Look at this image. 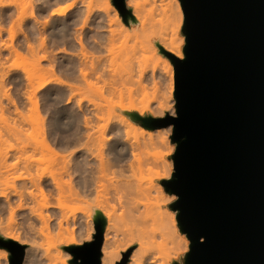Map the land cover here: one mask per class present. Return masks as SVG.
Returning <instances> with one entry per match:
<instances>
[{
	"label": "water",
	"instance_id": "95a60500",
	"mask_svg": "<svg viewBox=\"0 0 264 264\" xmlns=\"http://www.w3.org/2000/svg\"><path fill=\"white\" fill-rule=\"evenodd\" d=\"M179 1L184 58L157 44L174 67L176 116L128 115L149 131L173 126L174 173L161 185L178 197L183 264H264V0ZM112 3L135 20L127 0ZM94 225L92 241L65 247L70 264H101L106 218ZM0 249L24 263L25 245L0 235Z\"/></svg>",
	"mask_w": 264,
	"mask_h": 264
},
{
	"label": "rangeland",
	"instance_id": "374dc122",
	"mask_svg": "<svg viewBox=\"0 0 264 264\" xmlns=\"http://www.w3.org/2000/svg\"><path fill=\"white\" fill-rule=\"evenodd\" d=\"M137 3L139 4L138 11L136 13L133 11V16L136 17V23L135 25H131V27H134L135 29H130L129 33L125 32L124 27L115 21L116 20L115 13H118L119 15V12L113 5L112 0H109V3L107 2V0H67L60 4H57V6L59 7L61 6L66 7L72 5L71 8H69L63 15H52L49 14L50 13L49 11L48 12L49 15H46V17L40 20L43 21V23L45 20L50 23L45 30V32H47L45 33L46 36H49V31H52V22L54 23L55 20L58 24H63L62 22L66 24V27L64 28V32L68 34V37L71 42L74 43L75 39L73 37L77 38V36L80 33H82V37L84 35V38H87V43L89 44L88 46L89 50L87 49V51L90 52L88 54L89 57H86L88 59V60L86 59V61L88 63L87 68L89 70H90V65L93 64V58L99 55H101L102 57V54H104L103 55L104 58L106 57L105 55H107V58H105V65H106L105 69H106L107 78H112L115 75H124L132 67H135L137 65L144 68L146 67L147 73L151 74L153 65L156 64L157 58L155 57V53L152 52V50L149 47H147L146 44H144V40L141 37L140 33L138 32V29L141 27H147L149 25H153L155 27V28L153 27L154 30H157L159 31V33H162L163 39H169V40L176 39L177 41L176 45L181 46L185 42V36L182 33V27L184 24V14L182 7L179 6L180 3L179 0H137ZM111 7L114 9H112ZM127 7L133 9L131 6L128 5V3H127ZM12 9L14 10V8H8L6 9V12L9 13L10 11H12ZM32 11L33 9H31L30 7L26 8V19L22 23H20L21 25H19V27L17 24H14L16 23L15 21L13 23V19L15 20L14 17L11 18L12 20L7 19V21H5V23H3L2 25L5 31L2 32L0 36V47H1L0 48V65H1L0 66V104H2L1 106L4 107L3 108L4 110L0 108V127H1L0 133L3 130L2 133L4 135L2 136L4 137L2 138H4L6 142L5 144V142L2 139L4 145L3 143H1L0 153H7L8 151L9 156L5 159L4 162H6V164L8 165L10 164L14 165V163L16 164L15 171L12 170V172H9L11 176L15 174L13 178L18 177L19 175L17 174L24 175V177L28 178V180H26L27 183L26 181H20V180L14 181L13 182L15 183L14 187L17 188L18 191L19 189L25 190L22 191L24 193L27 192L31 194L30 191L33 192V196L36 195V197H38L37 198L38 202L40 201L41 203L42 198H40L38 194L40 192L38 190L39 187L37 189L36 188L37 185L35 187L34 184H32L29 181V178L33 177V179H35L37 175L38 177H36V182H38L39 177H41V180H39V182L41 181L42 186H44L46 190L50 189L49 191H51V199L49 201L51 207L47 209L42 208V212L44 213V215H48L52 218L51 224L55 228H58L57 220L62 218L61 214L63 213L65 217L74 218V221L73 222L71 221L70 223V227L71 226L72 228L75 227L74 235H77L78 237L76 245H81L85 242H89L93 240V235L95 234L94 217L96 215L95 214L96 207L93 205V188L91 189L90 192L91 194L89 192H86L85 194L87 195L84 194L79 199H62L59 203L57 198L58 197L57 191L54 189V186L50 184L51 182L48 176L49 174H51V172H54L55 174L57 172L59 173V168H61V166L67 162L66 160H68L69 162L77 160L79 164H82L84 166V169L81 172H79L80 174L79 173L74 174L72 180L76 179L82 181L85 179L87 180L92 179L93 177V169H92L93 101H94V103L99 106V110L97 111L98 119L95 120V124L100 129L106 131V134L109 136L108 138L111 139L114 137L116 138V135L113 133L115 129L118 128L124 129L125 131H127V138H128V140L125 141V146L128 147L130 144H134L136 142H141L145 139H148L149 135H151L153 144L151 146H148V148L143 151L141 155V165L139 166V168H135L134 171H130L127 175H129L130 180L132 179L141 182L144 187H148L151 189V191L146 196L142 197V199L139 200L140 201L139 203L142 202L145 205V206H141L140 211L143 214H145L144 212L147 207L148 210L151 211V213L155 214L156 218L162 220L165 219L168 221L170 217H172V219L175 221V223H177L176 225L178 226L179 223L177 221V215H176L178 211L177 210L174 211L171 209L172 204L177 201L178 197L174 194L167 193L164 187L161 185V182L163 180L171 179V176L174 173V164H173L172 156L175 152L176 144L173 143L171 140V135L173 132L169 128L159 129L155 131L146 130L139 123L133 121L128 115V113H138L143 117L146 116H152L155 118L161 117L157 114L155 115L154 113L153 114L151 113L152 106H155L156 103H158L159 101L168 103L167 105L169 106V108L168 110H166L165 115L166 114L171 115L173 112H176V108H175L176 101L174 96L175 71L170 60L167 59L159 51V54L162 57H164L165 60H167V62L171 64L172 67L171 69L164 67L165 64L161 62V65H159L157 69L158 71L157 75L160 77V79L158 78L156 80L157 85H155L154 87L153 84H148L147 88L144 91L141 89L137 90L136 87H132L131 85H129L128 88L133 90V92L130 93L128 90H124V92L120 94L119 92H111L108 90L107 87H104L100 84L99 85L101 86L100 89L97 85L96 87L98 89L96 88V91L93 94V72L89 70L88 71L92 73L91 75L92 78L90 77L91 85L85 84L87 82L84 81L85 82L84 83L83 80H81L80 78L76 79L77 82L75 80L73 82L67 80L68 83H70L71 85L74 84V86L73 88H71L72 89L71 99L68 100L69 98L65 97L59 103L60 107L67 108L70 113V118L65 117L64 122L68 123V121H70L72 123V121H74L75 118L79 117V119L81 120L79 126L81 125L80 128L81 130L83 129L82 131L85 133L86 131L84 129L85 127L82 126L84 124V122L82 121L84 120L82 119H84L83 117L87 116L88 120L91 121L89 122L90 128L89 127H88L89 129L86 128L88 130L86 131V133L89 134L90 132V135H92V139L88 142L86 139H84L81 142L83 144L82 146H80L81 145L80 144L77 147H68V149L67 148L64 149L60 143L62 137H57L56 134H53L51 135V142L55 145V147L61 150L60 151L61 152L60 156L62 155L61 158L59 157V155L56 156L53 153L51 154L50 152H45V150L43 152V148L39 145L41 141H43L42 137L43 138L47 137V133L48 135H50L49 132L51 129L50 119H51V113L53 112L52 104H54V100L51 99L49 101L44 100L43 95L46 92L45 90L37 93L38 95L36 96H37V101H39L40 115H38L36 109H33L34 106H31L32 103L29 104V102H27L29 101L28 100L29 96L33 90V89H29L32 87H29L26 84L27 83L26 77H28V75L31 74L30 71L32 70V66H33L32 63L33 61L29 56L30 54L28 53V48H27L29 45L28 33L30 35V30H31L30 27L33 24V20L30 18V14ZM88 11H89V15L92 18V19L90 18L91 25L88 24L87 27H85L81 31L82 23L84 20V19L82 20V18L88 15ZM75 15L76 18L77 15H79V18L77 20H80V23L79 21L77 22V24L74 22L76 21V19L74 18ZM119 17L121 22L123 23V20L120 15ZM110 19L113 21L111 27L110 28L106 27L107 30L105 28L104 33L108 35L111 29V32H114L113 34L117 35L116 37L117 39L115 40L113 47H111L112 45L109 46L111 47L110 48L111 50L110 51L108 50L109 53L106 52V48H103L105 49L104 51L103 49H101L99 51L97 50L98 52H95L93 51L92 38L94 35L101 32L96 25L98 22H102V21L106 24ZM38 28L42 29V26L38 24ZM9 30H12V32L16 31L15 33L17 34V36L14 39L11 38L10 35L11 33ZM26 38L28 39L26 40ZM49 39L50 37H48V40ZM39 41L40 40L38 39L37 43ZM60 44L57 46L53 45L52 47L51 46L49 47V44L47 43V51L52 49L51 51L53 52V53L51 52V55L53 54L52 56L53 58L51 57L52 64L54 63L56 65L57 63H61L64 61L65 63L74 62L75 64H77V66L79 64V67H83L81 64L82 61L79 62L80 58H77L78 54H80L81 52L78 44H76V42H75V46L69 44L67 45H60ZM6 45L7 47L9 45L20 47L21 49L20 48L19 49L20 51L22 50L21 52L23 57L15 56V54H13L12 51L13 46L11 47L9 46L11 50L9 51V48L7 49ZM63 48L67 53L62 52ZM59 49H61L62 51ZM10 52L12 53L10 54ZM75 53H77V56L75 55ZM49 61L51 62V59ZM49 61L48 60L42 61L40 63V65H42L41 68L42 69L45 68L46 70H48L47 67L49 68L50 66ZM42 69L41 71L43 72ZM44 74L46 75L47 73L44 72ZM59 74H61L60 71ZM49 76H46V78H49ZM54 88H60L63 89L65 92L70 93L69 92L70 88L64 85L50 86V89H54ZM12 102L15 103L16 105L12 104ZM15 108L16 109L18 108L17 111L15 110ZM18 110L20 112H18ZM3 127L5 128V130L3 129ZM73 130L74 129L67 131L66 134H71ZM16 135L20 137L18 138ZM5 136L7 140L5 139ZM32 148L35 150H33ZM17 150L19 153L17 152ZM32 150L34 151V153ZM40 151H42V153ZM44 153L45 155H43ZM11 161L12 162L15 161V162L12 164ZM16 162L18 163V165ZM37 167H40L41 169H37ZM37 170L40 171L37 172ZM43 173L46 175L43 176ZM63 179H64L63 181H67V179L69 180L67 176H63ZM22 183H26V184L23 186ZM84 191H86V189H84ZM13 192L11 191L10 193ZM24 196L25 199L28 198L27 204L29 207L30 206L33 207L36 205L37 201L32 199L31 196H28V194ZM18 198L19 197H17V195L15 196L14 193L10 194L9 196L8 201L11 204L10 208L12 209L13 207V213L10 212L11 210L8 206L7 201L3 198H0V235L4 238L7 233H15L22 236V240L19 244L25 245L27 247L24 264H70L69 261L72 259V257L69 253L65 251V247L68 246V242L70 241V235L66 232H64L63 235H59L57 233L58 230L53 232L49 238L45 236L33 235L32 233H29L30 232L29 225H33L36 229H38L42 226V224L35 217L30 216V212H28L29 210L27 209L22 211L19 210L15 211V209H17L16 205H18V201H20ZM109 198L111 202L110 204H116V200L114 197L109 196ZM33 200L35 204L32 203ZM58 205L63 206L64 209H58L57 207ZM105 212L111 213L112 211L108 207L105 209ZM11 213L12 214L15 213V215H12ZM10 215L11 217L13 216L12 218H14L11 220H14L13 221L14 223L16 221L14 225L12 222H11L12 225L9 224L10 223L9 221H11L9 219ZM116 215L117 217H119V235L120 234L122 235L123 232L127 230L126 228L127 215L125 209L119 208L117 210ZM29 217H31V219ZM179 234L183 235V233H181L180 231ZM33 243L36 246H32L31 244ZM138 247H139L138 244L134 243L133 245H130L124 252L132 249L131 252L132 255V253ZM118 248H120L118 249V251L122 250L121 247ZM28 251H33L38 256L35 258L27 257ZM188 251H189V246L187 247L186 250H180L177 255L173 253L170 254L169 256H167V261H168L167 263L165 261L166 259L163 260L160 258V255L161 256L163 255L159 250L155 248L150 249L148 255L151 258V260H158L160 262H163L164 264L165 263L183 264L185 254ZM124 252L121 253L119 261L121 260L122 254ZM46 254L49 255V258L45 257ZM131 255L129 257L128 264L130 263ZM9 256L10 253L7 250L0 249V264H9ZM119 261L115 262L114 264H117Z\"/></svg>",
	"mask_w": 264,
	"mask_h": 264
},
{
	"label": "bare ground",
	"instance_id": "6f19581e",
	"mask_svg": "<svg viewBox=\"0 0 264 264\" xmlns=\"http://www.w3.org/2000/svg\"><path fill=\"white\" fill-rule=\"evenodd\" d=\"M64 1H67V0H0V36L2 32L5 31L2 25L3 23H5V21H7V19H11L14 17L15 20L13 19V23L15 21L16 23L14 24H17L19 27V25H21L20 23H22L26 19V8L30 7L31 9H33V11L30 14V18L33 20V24L30 27L31 28L30 35L28 33L29 39L26 38V40L28 39V44H29L27 48H28V53L30 55L29 54L28 55L31 57L33 61L32 70L30 71L31 74H29L28 77H26L27 79L26 84L29 87H32L29 89H33L32 90L33 93L31 92L32 95L30 94L29 99L27 97L26 98L29 100L27 101L29 102V104L32 103L31 106H34L33 109H36V111L38 112V115H40L39 114V101H37V96H36L38 95L37 94L38 92L45 90L46 92L43 95L44 100L46 101H49L50 99L54 100V104H52L53 112L51 113V119H50V122H51V126H50L51 129L49 131L50 135H48L47 133V137L45 136H44L45 138L42 137L43 141H41V143L39 142L40 143L39 146L43 148V152L45 150V152H50L51 154L53 153L56 156L59 155L60 158L62 156V155L60 156L61 150L55 147V145L51 142V135L56 134L57 137H62L60 143L64 149L66 148L68 149V147H77L80 144H81L80 146H82L83 144L81 142L84 139H86L87 142L92 139V135H90V132L89 134L86 133V131H88L86 128L90 126L89 122L91 121V120H88L87 116L86 117L82 116L84 118L82 119L84 120L82 121L84 122V124L82 123L83 124L82 126L85 127L84 128L86 130L85 133L82 131L83 129L81 130L80 128L81 125L79 126V123L81 122L79 117L77 118L74 117L75 119L74 121H72V123L70 121H68V123L64 122L65 117L70 118V113L67 108L60 107L59 103L65 97H68L69 98L68 100L71 99V93H72L71 88H73L74 86V84L71 85L70 83H68L67 80L72 81V82L75 80L77 82L76 79L80 78L81 80H83V82L84 81L87 82V83L84 82L85 84L91 85L90 77L92 75L91 72H93V94L96 91L97 85L100 89L101 87L99 86L100 84L104 87H107L109 91L119 92L120 94H122L124 90H128L130 93H132L133 90L128 88L129 85H131L132 87H136L137 90L141 89L144 91L147 88L148 84H153L154 87L155 85H157L156 80L158 78L160 79V77L157 75V72H158L157 69L159 65H161V62L165 64L164 67H167L170 69L172 67L171 64L168 63L167 60H165V58L159 54L160 49L158 48L157 44L161 45L165 50H167L168 52L172 53L173 55H175L176 57L180 59L184 58L183 49L185 45V42H184L181 46L180 45L177 46L176 39H172V40L163 39L162 33H159V31L154 30L153 25H149L147 27H141L138 29V32L143 38L144 44H146V46L149 47L152 50V52L155 53V57L157 58L156 64L153 65L151 74L147 73L146 67L144 68V67H140L137 65L135 67H132L124 75H115L112 78H107L106 69H105V66H106L105 58H107V55H105L106 56L105 58L103 57L104 54H102V57L101 55H99L93 58V64H92L93 66L90 65V70L87 68L88 63L86 61L87 59L86 57H89L88 54L90 51L89 52L87 51L89 44L87 43V38H84V35L82 37V33H80L78 36L76 35L77 38L75 37L73 38L75 39L76 44H78V46L80 47L81 52L80 54H78L77 58H80L79 62L80 61L83 62V63L81 62L83 67H79V64L77 66V64H75L74 62L65 63L64 61L61 63H57L56 65L54 63L52 64V58H53L52 57L53 54L51 55L52 49L50 50L48 49L50 52L47 51V43L49 44V47L50 46L52 47L53 45L57 46L60 43H62L60 45L69 44V45L75 46V42L74 43L71 42L68 37V34L64 32V28L66 27V24L62 21L61 22L63 24H58L54 20V23L52 22V31H49V36H46L45 33L47 32H45V30L50 23L46 20L43 23V21H41L40 19H43L44 17H46V15H49V14L63 15L72 6V5H69L66 7L57 6V4H60ZM107 2L109 3V0H107ZM127 3L129 6L133 8L132 11H134L135 13L138 11L139 4L137 3V0H127ZM179 6H181V3H179ZM8 8H14V10L12 9V11L7 13L6 9ZM49 11L50 13L48 14ZM115 15H116L115 21L124 27L125 32L129 33L130 29H135L134 27H131V25H135L136 23L135 16H134L135 17L134 21L130 20L129 24H124L121 22L118 13H115ZM74 18L76 19V21H74L76 24L78 21L80 23V20H77L79 18V15H77V18L75 15ZM90 18L91 16L89 15V11H88V15L82 18V20L83 19L84 20H83V23L81 22L82 23L81 31L85 27H87L88 24L91 25ZM93 18H94V15H93ZM112 22L113 21L110 19L108 20V23L106 24L103 21L97 23L96 26L101 32L97 33L92 38L93 39V51L98 52L99 50L106 48V52L109 53V51L111 50L110 48L113 47V44L115 43V40L117 39L116 38L117 35L116 34L114 35L113 34L114 32H111V29L109 31L110 35L109 33L108 35L104 33L105 32L104 30L106 27L108 28L111 27ZM38 24L42 26V29H40L41 27L38 28ZM9 31L11 33L10 34L11 38L14 39L17 36V34L15 33L16 31L15 32H12V30H9ZM48 37H50L49 40H48ZM38 39L41 41V42L40 41L38 42L39 44L37 43ZM9 46L7 47L6 45V48L8 49ZM19 48L20 47L18 46L17 47L13 46L12 47L13 54H15V56H18V57H23L22 52H21L22 50L20 51L21 48L20 49ZM62 50H61L62 52H66L64 48ZM104 50L105 49H103V51ZM9 51H11L10 48H9ZM41 52H42V55H41ZM11 53L12 52H10V54ZM75 55L77 56V53H75ZM50 59H51V62L49 61ZM47 60L50 62L49 63L50 66L48 65L49 68L47 67L48 70H46L45 68L42 69L41 68L42 65H40V63L42 61H47ZM41 69L43 70V72L41 71ZM88 70L91 72H89ZM40 71L42 72L43 75L41 74ZM59 71L61 74H59ZM44 72L47 74L45 75ZM46 76H49V78H46ZM51 85L67 86L68 88H70L69 89L70 93L65 92L63 89H60V88L50 89ZM13 102L12 104H15ZM167 104H168L167 102L159 101L158 103H156L155 106H152L151 113L152 114L154 113L155 115L157 114L161 117L164 116L166 113V110H168L169 108ZM1 105L2 104H0V108L3 109L4 107ZM17 109L15 108L16 111ZM98 110H99V106L95 104L93 101V166H92L93 177L92 179L90 180L85 179L82 181L76 180V179L72 180V178L74 177V174L81 172L84 169V166L82 164H79L77 160L71 161V162L66 160L67 162L63 161L66 163H64L61 166V168H59V173L57 172L58 174L51 172L49 176L47 175L48 178L50 179V182H51L50 184H52V186H54V189L57 191V194H58L57 198H58L59 203L62 199H79L86 192L90 193L91 189L93 188V205L96 207L95 214L96 213L102 214L106 218V221H107V225L105 228V234H104V243L102 246L101 264H114L115 262L119 261L121 253L124 252L130 245H133L134 243H137L139 247L132 253L129 264H164L163 262H160L158 260H151L148 253H149V250L152 248L159 250L161 254L163 255V256L160 255V258L163 260L166 259L165 261L167 263L168 262L167 256H169L172 253L177 255L180 250H186L187 247L189 246V240H187L186 234H183V235L179 234L180 227L179 225L178 226L176 225L177 223H175L172 217H170L168 221L165 219L163 220L158 219L156 218L155 214L151 213V211L148 210L147 207L144 212L145 214H143L140 211L141 206H145V205L142 202H141L142 204L139 203L140 202L139 200H141L142 197L146 196L151 191V189L148 187H144L141 182H138L132 179L130 180L129 175H127L130 171H134L135 168H139V166L141 165V155L143 151L147 149L148 146H151L153 144L151 135H149L148 139H145L141 142H136L134 144H130L127 147L125 146V141L128 140L127 131H125L124 129H120V128L115 129L113 133L116 135V138L114 137L111 139V138H108L109 136L106 134L105 130H102L96 126L95 120L98 119V115H97ZM18 112L20 111L18 110ZM171 115L173 117L176 116V112H173ZM168 128L173 132V126H170ZM3 129L5 130L4 127ZM71 129H74L73 132L71 134H66V132ZM2 131L0 133V146H1V143H3L2 139L5 142L4 138H2L4 137L2 136L4 135ZM17 137L19 138L20 136H17ZM5 139H6V136H5ZM40 152L42 153V151ZM43 155H45V153ZM8 156H9L8 151L7 153H0V163H2L0 164V186H1L0 187V190H1L0 198L5 199L10 208L11 204L8 201V199H9L10 194L14 193V195L15 196L17 195V197H19L18 199L20 200L18 201V205H16L17 209L14 208L15 211L16 210L22 211V210L27 209L29 210L28 212H30V216L35 217L38 221L41 222L42 226L38 229H36L33 225H29L30 226L29 227L30 232L28 231L29 233H32L33 235L45 236L49 238L51 234L55 232L56 230H58L57 233L59 235H63L64 232H66L70 235V241L68 242V246L76 245L78 237L77 235H74L75 227L74 228H72V226L70 227V223L71 221L72 222L74 221V218L65 217L62 213L61 214L62 218L57 220L58 228H55L51 224L52 218L48 215H44V213L42 212V208L47 209L51 207V205L49 204V201L51 199V191H49L50 189L46 190L45 187L42 186L41 181L39 182V180H41V177H39L38 182H36V177H38L36 174H35L36 175L35 179H33L32 177V178H29V181L32 184H34L35 187L37 185L36 187L37 189L39 187L38 190L41 192V194L40 192L38 194L40 198H42L41 199L42 201L41 203L40 201L38 202L37 200L38 197H36L35 194H34L35 196H33V192L30 191L31 194L26 192L28 196H31L32 199L37 201L35 205L36 207L35 206L29 207L27 204L28 198L25 199V196H24L27 194L22 192L25 190L19 189L18 191L17 188L14 187L15 183H13L14 181H17V180L26 181L28 180V178L20 174H17L19 176L14 177V178L13 176L15 174L11 176L9 172H12V170L15 171L16 164L14 163L15 161L14 162L11 161L12 164L14 163V165H11L9 162L8 163L10 165L6 164V162L4 161ZM59 165H60V162H59ZM37 169H41V168L37 167ZM39 171L37 170V172ZM44 173H43V176L46 175ZM63 176H67L69 180L67 179V181H63L64 180ZM26 183H22L23 186ZM84 189H86V191H84ZM11 191L12 192L14 191V192L10 193ZM109 196H112L115 198L116 204H110L111 202H110ZM34 200L32 203H34ZM37 203L38 205L40 203L41 206L40 205L38 206ZM37 206L39 209L37 208ZM57 207L58 209H64L63 206L61 205H58ZM108 207L111 209L112 211L111 213L105 212V209ZM119 208L120 209L124 208L126 215H127V223H126L127 230H125V232H123L122 235L121 234L119 235V217H117L116 215L117 210ZM10 210H11L10 212L13 213V207L12 209L10 208ZM12 215H15V213ZM176 215H178V212ZM12 217L10 215L9 219L10 220L14 219ZM29 218L31 219V217ZM13 221L14 220L9 221L10 222L9 224H11L12 222L14 225L16 221L15 223ZM5 239L13 240L17 243H20L22 240V236L19 234H15V233H7L5 236ZM31 245L36 246L34 243ZM118 247H121L122 250L118 251V249H120ZM37 256L38 255L33 251L27 252V257L35 258ZM45 257L49 258V255L46 254Z\"/></svg>",
	"mask_w": 264,
	"mask_h": 264
}]
</instances>
